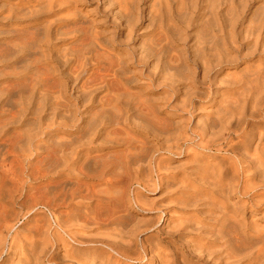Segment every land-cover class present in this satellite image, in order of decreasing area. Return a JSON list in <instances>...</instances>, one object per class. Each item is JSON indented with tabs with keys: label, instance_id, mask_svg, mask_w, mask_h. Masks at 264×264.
Instances as JSON below:
<instances>
[{
	"label": "rangeland",
	"instance_id": "1",
	"mask_svg": "<svg viewBox=\"0 0 264 264\" xmlns=\"http://www.w3.org/2000/svg\"><path fill=\"white\" fill-rule=\"evenodd\" d=\"M263 128L264 0H0V264H212L197 217L246 200Z\"/></svg>",
	"mask_w": 264,
	"mask_h": 264
},
{
	"label": "bare ground",
	"instance_id": "2",
	"mask_svg": "<svg viewBox=\"0 0 264 264\" xmlns=\"http://www.w3.org/2000/svg\"><path fill=\"white\" fill-rule=\"evenodd\" d=\"M82 29V28H81ZM81 29H78L81 30ZM83 31H81V35L83 32V39L82 41L86 40V38H89V33L87 31H85V29H82ZM87 41V40H86ZM87 45V44H86ZM92 45V44H91ZM95 46V45H94ZM87 48V47H86ZM93 48V47H92ZM96 49V47H95ZM93 58V57H92ZM82 60V59H81ZM83 62V61H82ZM95 66V65H94ZM113 68V67H112ZM110 68V69H112ZM107 69V67H106ZM110 72V70H107V72ZM106 72V73H107ZM109 74V73H108ZM111 74V73H110ZM109 74V75H110ZM105 75V74H104ZM108 75V76H109ZM43 77H45V74L43 75ZM38 78V77H37ZM42 78V77H41ZM108 79V78H107ZM42 81V79H41ZM40 81V82H41ZM38 82V79H37ZM39 83V82H38ZM49 83V82H48ZM37 84V83H35ZM43 84V82H42ZM39 85V84H38ZM48 85V84H47ZM34 86V85H33ZM36 86V85H35ZM36 88V87H35ZM31 89V88H30ZM34 89V87H33ZM45 92V91H44ZM135 102H130L128 101L127 105L132 106V108H134V112L135 110L138 111V109H140V113L142 115L147 114V111L145 109V107H147V105L145 106L144 104H138L139 102H136V104H134ZM126 105V106H127ZM145 106V107H144ZM118 107V105L116 106ZM127 107V110H128ZM106 108V107H105ZM122 108V107H121ZM138 108V109H136ZM125 109V108H124ZM109 110V109H108ZM107 109L103 110L104 115H105V119H109V115L107 112ZM111 110V109H110ZM121 110V109H120ZM119 110V111H120ZM124 111V110H123ZM128 112V111H127ZM133 111H131L132 113ZM133 112V113H134ZM144 112H146L144 114ZM119 113V112H118ZM121 113L122 112L121 110ZM129 113V112H128ZM110 114V113H109ZM103 115V113H102ZM124 115V114H122ZM139 115V114H138ZM136 115V116H138ZM140 116V115H139ZM138 116V117H139ZM146 116V115H145ZM121 115L119 117V119H121ZM127 117V116H125ZM135 117V116H134ZM136 117V118H138ZM142 117V116H141ZM129 118V117H128ZM135 118V119H136ZM150 118V117H148ZM104 119V118H103ZM119 119L117 121H119ZM115 121V120H114ZM149 122V121H148ZM104 123V122H103ZM111 123V121H110ZM115 124H119L114 122ZM112 123V124H114ZM147 124V122L145 123ZM120 125V124H119ZM101 126V125H100ZM119 128H116V130ZM123 129V128H122ZM119 129V134H121L120 132H122L123 130ZM264 129V128H263ZM122 130V131H120ZM115 131V130H114ZM117 132V131H116ZM116 132L114 135L116 136ZM124 132V131H123ZM122 132V133H123ZM229 132V131H228ZM124 134V133H123ZM247 134V133H246ZM245 135V134H244ZM242 137V143H246L247 141L253 139L252 137H248V135H245ZM253 135V134H251ZM249 135V136H251ZM122 136V135H120ZM256 136V135H255ZM118 137V135H117ZM202 138V137H201ZM203 139V138H202ZM258 142L259 144L257 146H259L258 148L255 149V153L252 155L250 153V151L248 149H243V152H241L239 155V161L240 164H238L236 172H237V176L244 177V174H247L246 171H248L249 169H252L253 171H251L253 173L252 177L247 176L248 178L244 177L245 181H244V185L243 186H235L234 188L231 186V189L235 191H237V193H241L242 196L246 197V200H243V203H240L238 206L233 207L232 209L230 207H227L226 205H222V201L223 199L220 201L221 206L219 209V213L218 215H198V220L196 221V228H195V232H197V236L198 235H203V234H209L211 235V238L207 239V246H211V248L207 249V256L211 259V263L212 264H243L244 259L248 256V255H252L251 251L254 249H257V247H259L260 245L262 246V249H260L259 251H263L264 250V239L262 240L261 237H256L255 235H253L252 233L249 232V229L246 226L245 220H244V215L247 214V210L249 208H255V213H260L264 210V202H256L255 199L256 198H264V194H262L261 192H259L258 189H256V185H248L247 182H252L253 180L259 178L261 183L264 185V147L261 148V144L263 143L264 140V130L263 133L258 134ZM241 140V139H240ZM251 142V141H250ZM249 142V143H250ZM130 143V142H129ZM134 143V142H133ZM144 143V142H142ZM209 143V142H208ZM128 144V143H127ZM126 144V145H127ZM141 144V143H140ZM146 144V143H145ZM243 144V146H244ZM251 144V143H250ZM130 145V144H129ZM135 145V144H134ZM261 145V146H260ZM141 146V145H139ZM137 146V147H139ZM246 146V145H245ZM249 146V145H248ZM142 148L145 147L144 144H142L141 146ZM204 148L209 147V145L206 146H201ZM250 147V146H249ZM128 149V148H127ZM140 151L142 149H139ZM146 150V147H145ZM254 150V149H253ZM144 151V150H143ZM234 152V151H233ZM232 152V153H233ZM254 152V151H253ZM143 153V152H142ZM136 154V153H135ZM143 155H145V153H143ZM142 155V157H143ZM236 155V153H235ZM134 157V156H133ZM138 158V157H137ZM140 160V158H139ZM238 161V162H239ZM7 162V161H6ZM5 163V162H4ZM3 163V164H4ZM237 163V162H236ZM9 164V163H8ZM12 164L14 165V162H12ZM5 165V164H4ZM108 165V164H107ZM236 166V165H235ZM14 167V166H13ZM108 167V166H107ZM2 168V167H0ZM4 170V169H3ZM106 170V169H104ZM234 171V170H233ZM5 172V171H3ZM10 174V171L8 172ZM223 173V172H222ZM13 176V172L11 173ZM15 174V173H14ZM17 174V172H16ZM102 175H105L102 173ZM123 175V174H121ZM7 176V173H1L0 172V228L2 229V224L5 225L4 223H8L7 219H8V213H6V208L2 205V201L6 198L5 197V193H9L8 197H11L12 195H14V193H16L17 190H19V188L17 187L16 182L13 181V178L11 182L12 185L10 187H7V185L5 184L6 179L5 177ZM8 177V176H7ZM117 177V176H116ZM127 177V176H126ZM234 177V175H233ZM123 177H121L122 179ZM125 178V177H124ZM8 179V178H7ZM116 179V178H115ZM119 179V178H118ZM117 179V180H118ZM127 179V178H126ZM123 180V179H122ZM19 181V180H18ZM114 181V180H113ZM129 181V178H128ZM241 181V179H240ZM116 182V181H115ZM119 182V181H118ZM117 182V183H118ZM126 182V181H125ZM223 182V181H222ZM127 183V182H126ZM238 183V182H237ZM121 184V183H120ZM125 185V184H124ZM127 185V184H126ZM9 186V185H8ZM222 186V185H221ZM6 187V188H5ZM230 189V190H231ZM14 192V193H12ZM19 192V191H18ZM227 192V191H226ZM223 195V194H222ZM5 197V198H4ZM226 197V196H225ZM122 202V201H121ZM124 204V203H123ZM125 208V205H123ZM121 208V206H120ZM122 209V208H121ZM126 209V208H125ZM126 211V210H125ZM121 213V212H120ZM216 213V212H215ZM214 213V214H215ZM13 223V222H12ZM183 225V224H182ZM183 228V227H182ZM189 228H183L182 229V233L184 237H189V232H188ZM188 233V234H187ZM201 233V234H200ZM2 242V241H1ZM194 246H198V245H194ZM193 246V247H194ZM205 247H203L202 249H204ZM261 248V247H260ZM256 252V254H260V252ZM184 255V253H183ZM203 256H206L205 254ZM203 256H199L197 257L198 262H201L205 259V257ZM182 257V256H181ZM128 259V258H127ZM146 259V258H145ZM144 259V261H145ZM185 259V257L183 256L181 260ZM182 262V261H181ZM187 262V261H186ZM171 264H179L177 259H174V261ZM181 264V263H180ZM183 264H186L185 262Z\"/></svg>",
	"mask_w": 264,
	"mask_h": 264
}]
</instances>
